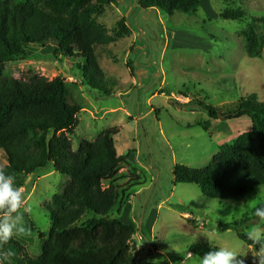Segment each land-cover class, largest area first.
Segmentation results:
<instances>
[{
    "label": "rangeland",
    "instance_id": "obj_1",
    "mask_svg": "<svg viewBox=\"0 0 264 264\" xmlns=\"http://www.w3.org/2000/svg\"><path fill=\"white\" fill-rule=\"evenodd\" d=\"M137 1L116 0L98 19L112 38L108 45L95 48L109 95L83 86L75 61L64 58L52 42L5 64L4 74L15 80L33 74L64 79L68 103L81 109L68 136L73 151L81 140L93 142L101 132L117 130L113 136L117 155L128 154L127 162L102 186L111 184L117 193L108 216L124 220L128 214L137 229L131 241L135 264H199V258L188 254L194 245L235 247L247 254L238 257L245 264H259L257 251L237 233L256 225L264 228L253 215L256 207L264 206V186L236 200L218 201L203 197L194 184H174L173 171L177 165L203 169L221 146L250 132L245 117L210 121L205 132L200 125L209 122L207 114L179 105L196 100L226 113L251 94L264 102V49L259 56L248 57L241 37L255 25L264 41V27L254 21L264 18V0H200L195 13L171 17L156 9L143 10ZM236 10L245 13L244 20L221 19V14ZM123 18L130 33L117 36V23ZM5 164L0 152V167ZM49 168L38 170L26 187H19L23 218L17 220L16 213L0 217L25 227L13 240L31 258L40 256L50 229L45 207L67 181ZM234 222L243 224L219 228ZM0 264L17 262L3 258Z\"/></svg>",
    "mask_w": 264,
    "mask_h": 264
},
{
    "label": "trees",
    "instance_id": "obj_2",
    "mask_svg": "<svg viewBox=\"0 0 264 264\" xmlns=\"http://www.w3.org/2000/svg\"><path fill=\"white\" fill-rule=\"evenodd\" d=\"M115 2L0 0V152L6 158L0 171L13 176L18 188L26 187L28 178L48 166L67 178L63 190L54 194L45 207L50 229L40 256L29 257L22 246L11 239L7 244H0L1 260H15L17 264L136 263L131 241L137 229L128 214L124 220L108 216L117 203V193L111 184L106 188L102 186L113 178L121 163L127 162L128 154L117 155L113 140L117 130L103 131L93 142L81 140L73 151L68 136L73 134L76 115L81 109L77 104L68 103L64 79L58 76L48 80L33 74L27 79L15 80L4 74L5 64L16 62L26 57L27 52L52 42L64 58L75 61L83 86L109 95L111 90L107 88L95 48L112 41L98 19ZM137 2L143 10L156 9L168 17L191 15L200 4V0ZM220 17L242 21L245 13L236 10ZM254 21L264 27V18ZM117 29V36L130 33L124 18L117 23ZM241 37L245 54L251 58L259 56L264 41L256 33L255 25H249ZM192 106L207 114L209 122L200 125L205 132L210 121L220 118H248L251 130L231 145L221 146L218 154L201 170L175 166L174 184H194L203 197L218 201L236 200L264 186V102L251 94L241 98L226 113L196 100L179 105L181 108ZM4 215L8 213L0 211V217ZM0 223L5 221L0 218ZM242 224H220L219 228L228 230ZM237 237L259 251L260 246H254L246 233H237ZM210 250L215 248L194 245L188 248V254L200 259Z\"/></svg>",
    "mask_w": 264,
    "mask_h": 264
},
{
    "label": "clouds",
    "instance_id": "obj_3",
    "mask_svg": "<svg viewBox=\"0 0 264 264\" xmlns=\"http://www.w3.org/2000/svg\"><path fill=\"white\" fill-rule=\"evenodd\" d=\"M24 202L23 192L15 186V178L0 171V211H6L9 216L16 213L17 220L23 218L20 213ZM253 215L264 222V206L256 207ZM25 227L17 228L15 224L0 223V244H7L18 233L25 232ZM247 239L253 242V245H259V251L254 257L259 264H264V228L256 225L251 231L246 233ZM247 254L239 251L237 248L220 247L210 250L199 259V264H245L243 258Z\"/></svg>",
    "mask_w": 264,
    "mask_h": 264
},
{
    "label": "crops",
    "instance_id": "obj_4",
    "mask_svg": "<svg viewBox=\"0 0 264 264\" xmlns=\"http://www.w3.org/2000/svg\"><path fill=\"white\" fill-rule=\"evenodd\" d=\"M153 11V10H152Z\"/></svg>",
    "mask_w": 264,
    "mask_h": 264
}]
</instances>
